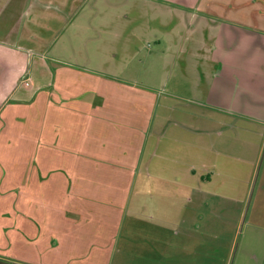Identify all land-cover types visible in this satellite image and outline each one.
Wrapping results in <instances>:
<instances>
[{
	"label": "crops",
	"instance_id": "crops-1",
	"mask_svg": "<svg viewBox=\"0 0 264 264\" xmlns=\"http://www.w3.org/2000/svg\"><path fill=\"white\" fill-rule=\"evenodd\" d=\"M32 1L33 5L26 12L29 17L19 23L16 37L21 42L42 43L48 48L52 44L54 48L58 44H55L56 40L50 42L49 36L45 40L43 35L53 29L48 22L55 19L65 22L71 17H67L69 14H57L62 13L57 10V0ZM123 2L115 4V7H121ZM130 2V9L123 11L124 19L132 20L130 24L133 26L129 32L126 30L116 36L115 49H119L120 41L124 39L125 45L121 47L129 44L132 49L134 35L150 34L146 18L151 16L154 3L157 14L164 13L166 17L180 14L177 17L181 21L180 30L175 29L178 32L175 34L177 46L171 49V45L168 53L158 58L172 61L170 66L182 68L184 76L192 65L193 82L199 87L197 92L203 102L200 104L203 127L181 126L174 136L182 142L176 143L174 139L166 142V130L162 126L156 125L153 132L154 114L151 123L146 125L144 122L145 111L147 113L148 110L146 104L137 100L139 93L128 107L118 108L116 102L113 105L111 92L113 90L115 96H120L125 102L124 91H116L108 81L93 80L88 88L82 89L77 83L63 86L62 80L60 87H54V72L42 58L36 60V68L39 67L40 71L34 77L29 71L23 74V68L10 69V61L8 65L3 64L0 66V94L5 95V90L9 89L16 92L19 104L26 103L28 116L25 122L29 127L34 123L35 107H42V152L46 148L52 149L55 156L62 158L63 167L57 170L62 171L58 174L59 179L64 178L60 190L65 192L58 193V199L63 203L61 208H56L51 222L58 220L64 223V231L60 227L59 233L71 235L68 249L76 250L72 241L77 239V232L84 231L83 236L88 241L76 246L87 250L79 259L81 264H235L236 259L212 258V250L207 252L209 257H204L199 247L208 244L217 251L222 244L220 227L222 222H226L222 216L233 211L232 205L223 207L222 200L232 201L237 193L236 187L227 189L224 184L234 185L241 177L251 182L257 172L264 173V151L260 145L264 144V30L246 26L241 20L227 15L226 12L229 15L233 13L241 0H228L220 4L219 10L213 8L218 6L214 0L204 3L201 10L199 0L194 3L192 14L180 6L167 5L176 0H165L167 4L157 0ZM185 2L181 0L177 4ZM263 10L264 7L261 11L264 16ZM130 32L134 34L130 36ZM109 47L110 58L114 57L120 63L121 58L113 54L116 52L113 45ZM20 49L25 54L31 50L22 46ZM140 53L138 48L137 57ZM146 60H150L148 54ZM47 74L50 77L48 84L43 78ZM61 76L64 78L63 74ZM25 77L32 82L28 89L23 85ZM36 86L39 89L33 93L32 88ZM246 113L254 122L252 130L227 126V121H224L228 116L234 119ZM241 132L252 139L245 140L243 144L241 140V148L256 149V159L237 155L236 138ZM171 143L172 146L169 145ZM162 150L166 154L172 150L170 176H164L160 171L168 163L156 159L163 154ZM248 155L251 157V153ZM79 156H84L88 162L86 168L74 172L77 177L74 181L69 169L75 167ZM103 159L111 165L109 175L135 179L131 188L121 185L114 190L108 189V193L117 194V200H105L101 195L106 190L104 186L93 192V183L85 181L90 174L100 175L98 162ZM109 169L105 168L106 171ZM165 178L170 180L168 189L160 185L151 186L147 181H167ZM42 218L38 213V219ZM143 229L148 232H143ZM90 236L91 239L93 236L98 238L97 244L96 240L91 244ZM238 264H264V261L241 259Z\"/></svg>",
	"mask_w": 264,
	"mask_h": 264
},
{
	"label": "rangeland",
	"instance_id": "rangeland-1",
	"mask_svg": "<svg viewBox=\"0 0 264 264\" xmlns=\"http://www.w3.org/2000/svg\"><path fill=\"white\" fill-rule=\"evenodd\" d=\"M123 1L57 0V10L60 9L62 12H57V14H63V16L69 14L67 17H71V20L63 22V20L55 19L48 22L50 27H53L52 30L43 33L42 29H39L45 40L49 36L50 42L56 40L55 44L58 43L54 48L52 44H49L48 48L42 43L21 42L16 37L20 28L19 23L23 21V18L29 17L26 12L33 5V1L0 0V66L8 65L10 61L8 66L10 69L23 68V74L29 71L34 77L35 73L40 71L39 67L36 68L38 63L36 60L42 58L48 68L54 72V87H60L62 80L63 86L77 83L78 88L82 89L88 88L93 80L108 81L116 91L118 89L124 91L122 92L125 94V102L121 101L120 96H115L113 90L111 92L113 105L116 102L118 108L128 107V104L136 100V94L139 93L140 97L137 100L146 104L148 110L147 113L145 111L146 125L151 123V117L154 114L155 129L153 132L156 130V125H160L166 130V142L168 140L172 142L174 139L176 143H181L182 139L174 136V133L180 130L181 126L201 128L204 118L200 105L203 102L197 92L199 87L193 82L192 65L184 76L182 68L170 66L172 61L165 58L163 61L158 58V56L166 55L171 45V49L177 46L175 34L178 32L175 29L180 30L181 21L179 22L177 18L180 14H172L173 17L168 14L171 18L166 17L164 13L157 14L154 10L156 3H154V7L151 6V19L146 18L150 24V34L134 35L136 40L131 38L134 41L132 49L129 48V44L128 47H121L125 45L123 43L125 39L120 41L121 44L118 43L120 44L119 49H115L117 48L116 36L126 30L129 32L133 26L130 24L132 20L124 19L125 11H123L130 9L131 2L130 0ZM157 1H164L162 3L167 4L165 0ZM179 1L181 2V0H176L175 3L167 5L180 6L181 9L192 14L194 3L199 0H185V3L177 4ZM208 1L200 0L201 10L204 9V3ZM214 1L218 3L217 7H213L216 10L220 9V4L228 2V0ZM121 2H123L121 7H115V4ZM263 7L264 0H241L240 4L234 7L232 14L226 13L228 16L241 20L246 26H257L264 30V16L261 14ZM196 8L198 9L199 5L196 4ZM119 13H121L120 16L117 15ZM223 14H225L224 10ZM133 34L129 33L130 36ZM110 44L116 51L113 52L114 56L121 58L120 63H117L114 57L110 58ZM20 46L31 50L25 54V52H20ZM138 48L141 50L139 57L136 55ZM46 53L49 55L46 56ZM147 54L150 60H146ZM25 78L24 87H31L32 82L27 77ZM43 78L44 81L47 79L48 84L49 74ZM34 88L37 86L32 88L33 93H37L39 88ZM5 93V95L0 94V264H81L79 259L87 250L76 246L82 244L83 241H88V238L83 236L84 231L77 232V239L72 241L76 250L68 249L71 245V235L68 237L67 233L64 235L59 233V228L62 229L64 223L58 220L51 222L56 208H61L60 205L63 203L58 199L60 197L58 193L65 192L60 190V183L64 181V178L59 179L58 174H62V171L57 170L63 167V164L62 158L55 156L52 149L49 151L46 148L42 152L43 140L40 132L42 107L40 105L35 107L34 123L29 127L25 122L28 116L26 103L19 104L14 91L6 89ZM3 102L5 105H2ZM224 121H227V126H236L243 131L252 130L254 126L248 113L236 116L234 119L228 116ZM247 139L252 140L244 132L236 138L239 150L237 155L241 158L256 159V149L251 151L240 146ZM241 140H243L242 144ZM151 141L153 142V139ZM253 141L255 143V139ZM169 145L172 146V143ZM260 145L263 152L264 144ZM244 151L245 154H243ZM248 153H251V157ZM87 154L88 152L85 154L86 157ZM171 157L172 150L168 154L164 151L156 158L157 161L168 163L163 170H160L164 176L171 174ZM87 162L88 159L79 156L75 167L69 169L74 181L77 178L74 172H78L79 168H86ZM260 163L261 159L259 166ZM110 166L105 159L101 160L98 162L100 175L90 174L89 177L86 176L85 181L95 183L91 184L92 189L94 188L93 192L98 190V187L104 186L106 192H97V194L101 193L105 200H117V194L108 193V189L114 190L115 187L121 185L131 188L135 179L132 176L128 178L109 175ZM105 168L109 170L106 171ZM129 173H127L128 176ZM246 175V177L249 176L248 170ZM263 177V172L261 174L257 172L251 182L241 177L234 185L224 184L227 189H231L232 186L237 188L236 196L234 195L237 201L234 198L232 201L223 198L222 206L232 205L230 208L233 211L231 214L222 216L226 222L221 223L222 244L217 248L218 250L216 251L212 245L208 244L199 247L204 252V257H209L207 252L212 250L213 257H210L236 259L235 264H238L241 259L264 261ZM165 180L167 181L157 179L147 181L151 186L159 187L160 185L163 189H168L170 180L167 178ZM38 213L43 216L41 220L38 219ZM143 230V232H148L146 229ZM143 232L141 235H144ZM90 240L91 244L94 240L97 244L98 238L93 236L91 239L90 236Z\"/></svg>",
	"mask_w": 264,
	"mask_h": 264
}]
</instances>
